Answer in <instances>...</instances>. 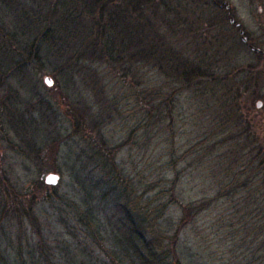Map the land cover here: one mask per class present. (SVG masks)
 Listing matches in <instances>:
<instances>
[{
  "label": "rangeland",
  "instance_id": "rangeland-1",
  "mask_svg": "<svg viewBox=\"0 0 264 264\" xmlns=\"http://www.w3.org/2000/svg\"><path fill=\"white\" fill-rule=\"evenodd\" d=\"M16 1L18 5L0 0V18L8 32L16 36L0 50V79L5 75L11 87L1 91L7 103L4 125L11 143L4 139L1 142L0 162L18 192L34 195L41 202L47 195L43 189L45 177L57 173L61 176L58 194L84 205L86 194L80 181L86 174L85 145L72 134L64 114L72 107L86 109L88 115L101 112L108 97L123 100L129 84L124 82L121 66L115 68L89 56L73 59L82 41L76 43L65 30L60 29L56 41L46 42L34 31V25L29 26L37 2ZM135 3L142 22L145 17L151 24L146 33L151 42H157L160 50L166 47L165 52L178 51L188 61L202 63L211 76H205L200 84L193 85L195 81L188 80L191 87L187 88L167 65L162 69L138 58L137 64L142 69L136 74L144 77L141 90L161 89L163 96L172 90L179 92L173 101V117H168L163 125L149 127L148 132L142 131L140 148H124L117 152L116 160L136 184L168 185L176 172L180 173L178 195L182 203L216 197L230 175L243 170L248 143L258 139L264 145V0H155L152 5L136 0ZM75 31L83 35L79 27ZM240 31L248 45L242 42ZM10 46L12 62L13 57L18 62L23 56L27 65L14 71V64L4 60ZM261 52L262 58L258 55ZM138 65L132 66L133 72L129 73L128 78L133 75L128 81L132 86L137 83ZM249 70L252 73H245ZM46 77L54 81L50 88L44 82ZM255 81H259L260 89ZM130 99L126 103L119 101V113H113L108 123H101L98 133L87 130V139L94 137L98 145L122 143L129 129L144 119L145 110L139 113L134 98ZM45 101L50 102L49 106ZM138 101L142 103V97ZM162 111L165 116L164 108ZM128 116L130 119H126ZM247 197L246 192L220 197L213 207L198 216L183 236L184 243H189V250L184 252L187 261L261 264L256 258L264 235L256 230V208L262 205L263 198L256 203L253 196ZM37 214L44 224L47 241L60 248L63 262L73 259L78 264L91 263L92 260H82L77 256L79 252L75 253L80 244L60 224L59 211L42 204ZM179 215L180 206H171L167 223H175ZM2 247H9L6 240Z\"/></svg>",
  "mask_w": 264,
  "mask_h": 264
},
{
  "label": "trees",
  "instance_id": "trees-1",
  "mask_svg": "<svg viewBox=\"0 0 264 264\" xmlns=\"http://www.w3.org/2000/svg\"><path fill=\"white\" fill-rule=\"evenodd\" d=\"M4 1L10 2V5H18L16 0ZM34 1L37 5L33 8L29 26L34 25L38 36L49 43L56 41L60 29H63L76 43L82 41L73 59L79 55L89 56L93 61L98 60L115 68L121 66L125 72L124 82L129 84V91L126 92V97L119 101L126 103L133 97L138 112L142 109L145 112L144 119L141 118L129 129L128 137L118 146H111L107 142L98 145L94 137L87 139V130L98 133V128L103 125L101 123H108L113 113H119L120 103L117 98L108 97L102 111L94 114L88 115L86 109L80 107H72L70 111L65 112L64 118L70 124L72 134L80 138L85 145L87 162L83 168L86 174L84 180L80 181V186L86 194L83 198L84 205L58 194L57 186L50 187L43 183L47 195L41 202H38L34 195L18 192L0 162V264H78L73 259L63 262L60 259V248L47 241L44 224L37 214V209L42 204H49L59 211L60 224L68 231V235L80 244L75 248V253L79 252L77 256L82 260H92L87 264H192L184 256V252L189 250V243L185 244L183 238L188 229L196 223L198 216L213 207L220 197H233L245 192L247 198L253 196L256 203L263 198L262 205L256 208V230L264 235V145L258 139L248 143L250 148L243 157L247 160L243 170L230 175L218 189L216 197L187 203H182L178 195L180 173L176 172L168 185H162L160 182L136 184L124 173L116 160L120 150L134 146L140 148L142 131L148 132L149 127L163 125L168 117H173V101L179 92V89H176L163 96L161 89L141 90L139 86L144 77L136 74L142 69L137 64L138 58H144L162 69L167 65L177 74L175 78L186 83L187 88L191 87L190 84L187 85L188 80L195 81L193 85L200 84L205 76H211L209 69L203 68L202 63L188 61L178 51L165 52L166 47L160 50L157 42H151L146 34L151 29V24L145 17L142 22V15L136 8V0ZM140 1L144 5H152L155 0ZM76 27L81 29L83 35L76 33ZM14 38L16 36L8 32L0 18V50H3L6 43L11 44ZM22 50L24 51L23 48ZM12 51L13 47L10 46L5 53L4 60L9 63L12 62ZM258 55L263 57L262 52ZM16 61L13 57L14 71L28 64L23 56L21 60ZM137 65V83L132 86L128 81L133 75L128 77L130 71L133 72L132 66ZM255 86L260 89L259 81H255ZM10 88L6 76H1L0 146L3 139L11 143L5 130L7 128L3 115L7 103L1 95V91H8ZM140 97L142 103L138 101ZM45 102L49 106L50 102ZM144 102L146 107H143ZM126 108H123L124 112ZM129 108L131 117L132 105ZM163 108L166 111L165 116ZM90 164H93V167ZM54 171L58 172V169ZM246 173L247 176L243 178ZM258 193L259 196L256 195ZM174 205L180 206V215L175 223H167L166 215ZM27 224L31 227L32 235L28 232ZM5 240L9 245L6 249L2 247ZM259 247L260 255L256 261L264 264V239L260 241Z\"/></svg>",
  "mask_w": 264,
  "mask_h": 264
},
{
  "label": "water",
  "instance_id": "water-1",
  "mask_svg": "<svg viewBox=\"0 0 264 264\" xmlns=\"http://www.w3.org/2000/svg\"><path fill=\"white\" fill-rule=\"evenodd\" d=\"M234 22V20L232 19V23ZM237 27H240V24H237ZM241 33L243 34V31H241ZM45 84L47 87H52L53 84H54V81L51 77H46L45 80H44ZM262 106V102H259L258 103V107L260 108ZM61 180V177L59 174L57 173H50L48 174L44 181H45V184L47 186H50V187H56L59 185V182Z\"/></svg>",
  "mask_w": 264,
  "mask_h": 264
},
{
  "label": "flooded vegetation",
  "instance_id": "flooded-vegetation-1",
  "mask_svg": "<svg viewBox=\"0 0 264 264\" xmlns=\"http://www.w3.org/2000/svg\"><path fill=\"white\" fill-rule=\"evenodd\" d=\"M237 28H238V27H237ZM239 28H240V27H239ZM240 34L242 35V36H241V38H242V42H243L244 44L248 45V40H247V38L244 37V35L241 33V31H240Z\"/></svg>",
  "mask_w": 264,
  "mask_h": 264
}]
</instances>
